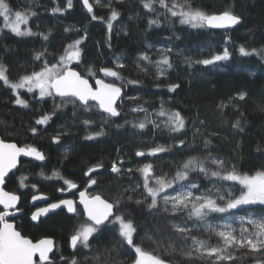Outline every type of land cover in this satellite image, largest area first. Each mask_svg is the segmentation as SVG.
Masks as SVG:
<instances>
[{
  "label": "trees",
  "instance_id": "16d2710c",
  "mask_svg": "<svg viewBox=\"0 0 264 264\" xmlns=\"http://www.w3.org/2000/svg\"><path fill=\"white\" fill-rule=\"evenodd\" d=\"M13 12L31 10L37 13L31 17L27 27L36 35L18 37L3 28V18L0 17V64L7 68L9 79L16 81L22 74H30L40 70L45 60L54 63L63 54L69 43L82 39V61L73 67L86 74V69L92 65L97 70L95 78H104L106 82L113 80L103 77L99 72L101 67L117 70L125 78L115 80L123 88L124 96L118 105L120 116L110 118L107 123L102 119L97 108L84 111L75 110L71 104L55 111L47 125H37L35 121L46 113H52L60 99L52 97L40 100L35 94L21 93V98L29 103L28 108L15 104L16 97L12 90L0 81V139L8 143H16L18 147H35L42 152L45 159L41 163L21 161L18 170L6 181L4 189L20 197V209L24 214L15 224L18 231L34 242L42 238H52L55 241V252L50 258L52 264H66L73 256L78 264H97L95 257L103 254L101 264L112 258L123 264H132L128 251L120 250L109 253L116 240L114 230L104 229L92 241L90 249L78 246L77 251L71 252L70 237L87 222L80 210L68 217L63 213L50 217L38 225H31L27 216L29 198L42 193L56 199L57 190L64 187V181L70 180L75 184L85 181V173L99 163L103 167L92 173L97 180L96 193L109 201L123 194L121 208L126 218L134 221L137 229L135 242L146 250L157 248V254L162 255L171 264H204L202 260L189 261L181 255L179 249L184 243L173 230L172 224L187 225L192 228L190 235L205 240L209 245H216L218 238L200 226L195 218L188 219L187 211L176 215L164 213L162 210H149L147 203L137 204L146 196L142 187L143 178L137 171L145 163H152L155 175L168 174L171 178L176 166L189 157L203 158L211 155L225 161V166L235 165L237 172L254 175L264 170V113L259 111V105H264V0H192L193 7L203 8L209 13L219 14L230 10L241 17V23L231 29L209 30L192 28L181 24L178 17L167 18L164 9L155 5L156 11L149 12L143 7L141 0H111V7L120 12L117 20L113 21L111 38L107 29V21L111 9L105 5L108 0H89L93 4V13L97 19L93 21L80 0H72L69 8L67 0H6ZM61 12H53L54 8ZM158 19L159 24H149V20ZM67 29V31H66ZM41 33L48 35L44 40ZM257 50L256 55L242 56L239 48ZM227 48L230 58L217 62L215 65H203L198 60L210 59L212 56L223 54ZM171 49V51H167ZM37 53H42L41 59H35ZM141 53H146L151 60H140ZM166 54L172 64L167 66L166 74L157 72L156 61ZM125 64L123 69L116 68V58ZM92 84L95 78L88 77ZM136 80L139 84L128 85L126 80ZM172 84L179 87L174 91L168 90ZM240 93L246 94V99H236ZM136 96L139 99H128ZM163 103L171 111H179L186 120V127L180 133L171 132L164 126L167 117H158L156 113ZM223 103L224 108L218 105ZM137 105L143 106L151 114V119L160 123L154 128L151 123L144 129L134 128L145 118L143 112H132L130 109ZM239 107V111L233 106ZM243 113V116H241ZM240 119L243 131L234 129L232 125ZM84 120L91 121L85 125ZM127 121V123H126ZM203 122V123H201ZM121 125V127H117ZM36 128L34 135L30 129ZM196 129L201 134H195ZM97 132L102 135L96 136ZM216 133L215 135H211ZM60 134V143L54 144L53 138ZM195 134V135H194ZM94 139H85L86 136ZM184 145L180 146V140ZM211 143L205 147V140ZM163 146L170 151L158 153L157 156L138 157L137 151H147ZM119 161H123L121 165ZM117 163L121 174L111 172V166ZM207 167L215 168L208 164ZM131 169V172L127 170ZM58 174L57 175H54ZM26 177L24 187L20 186V178ZM57 180H56V179ZM200 188L196 192L220 187L221 192L231 191L240 194L241 186L233 182L221 181L214 177H205L199 172H193L189 177ZM189 181L183 182L187 184ZM137 185L140 187L137 188ZM137 188L136 191L125 192L124 189ZM179 189L180 185H176ZM174 195L175 192L169 190ZM132 199L128 200L127 197ZM235 215L237 220L230 221L233 227L240 228V217L260 219L264 217V205L240 207L229 214H212L209 220L216 225L229 222L227 217ZM251 231V226L245 224ZM151 237V239H149ZM154 241L156 243H154ZM191 244V241H187ZM171 245V248L169 247ZM176 249V251H173ZM235 259L227 264H257L264 262V253L253 254L247 249L233 250ZM63 257L64 259H62Z\"/></svg>",
  "mask_w": 264,
  "mask_h": 264
},
{
  "label": "snow or ice",
  "instance_id": "6c2138e0",
  "mask_svg": "<svg viewBox=\"0 0 264 264\" xmlns=\"http://www.w3.org/2000/svg\"><path fill=\"white\" fill-rule=\"evenodd\" d=\"M117 2H123V0H117ZM143 7L149 12H155L157 9L155 5L164 9L163 15L170 14L171 17H178L181 24L189 25L192 28H211V29H231L241 23V17L230 10H224L219 14L209 13L203 8H196L192 5V0H141ZM83 7L89 14L93 13V4L89 0H82ZM99 4L100 0H96ZM69 8L72 7V0H67ZM111 9L110 16L107 21V29L109 34V40L111 38V31L113 29V21L117 20L120 12L111 7V0H108V4L105 5ZM53 12H61V8L57 7L53 9ZM34 11H15L11 9L6 0H0V17L3 18L4 28L8 29L12 34L18 37L33 36L36 35L30 27H27L31 17L36 16ZM93 21L102 19L95 14L91 15ZM149 24H159L158 19L149 20ZM24 25L26 27L22 28ZM67 31V29H66ZM3 33V29H0V34ZM44 40L48 39V35L40 34ZM83 43L82 39H76L72 43H69L64 49L63 54L59 56V59L54 63L45 60L40 70H33L30 74H22L18 80L12 81L7 74V68L0 64V81L3 85L12 90L13 95L16 97L15 104L28 108L29 103L27 100L22 99L19 90L24 89L27 93H37L38 98L43 100L46 97H52L55 100L56 97L60 98L61 103L55 105L52 113H46L35 121L37 125H47L55 111L61 107L71 104L75 110L83 108L84 111H91L94 107L100 112L106 114L102 119L105 123L112 117H119L120 111L117 106V101L122 99V91L125 84L117 85L114 81H124L125 78L117 70L110 67H101L99 72L103 73V77H111L112 81L106 82L104 78H95L97 70L94 66L90 65L86 69V74L82 75L80 71L73 67V64L80 65L82 61V49L80 45ZM167 51H171L168 49ZM239 53L242 56L256 55L257 50H246L243 46L239 48ZM260 54L264 55V49L260 51ZM42 53H37L35 59L40 60ZM230 58V54L227 48L224 49L223 54L212 56L210 59H203L196 61L203 65H215L219 61H226ZM140 60L148 61L151 63L150 57L146 53H141ZM116 68L123 69L125 64L120 61V58H116ZM157 72L163 76L166 74V68L172 67L170 60L166 54L161 55V59L156 61ZM95 78V84L89 82V78ZM139 81L128 79L126 84L135 85L139 84ZM179 87L178 84H172L168 90L174 92ZM128 99H139L136 96H129ZM236 99L243 101L246 99L245 93H240ZM92 102V103H90ZM237 111L239 107L233 105ZM219 108H224L226 105L221 103ZM259 111L264 113V105H259ZM132 112H143L145 118L138 123H133L134 128L144 129L146 124L151 123L154 128H159L160 123L151 119V114L147 112L143 106L137 105L130 109ZM158 117H167L164 121V126L171 132L180 133L186 127L185 117L181 115L179 111H171L161 104L160 109L156 113ZM243 116V113H241ZM83 123L88 125L91 123L89 120H84ZM127 123V121H126ZM203 123V122H201ZM121 127V125H117ZM234 129L243 131L241 127L240 119H237L232 125ZM35 135L36 128L30 129ZM195 134H201L199 129H196ZM194 134V135H195ZM212 133L211 135H215ZM102 135L101 132H97L96 136ZM94 136H86L85 139H94ZM54 143H60V134L53 138ZM180 146L184 145V140H180ZM205 147L210 140H205ZM169 148L163 146H157L151 148L145 153L144 151H137L138 157L157 156L158 153L168 152ZM31 156L36 160L43 161L45 156L42 152L38 151L35 147H18L16 143H8L3 139H0V185H3L5 178L13 169L17 167L19 157ZM122 165L123 161H119ZM208 164L214 165L215 168L207 167ZM103 167L102 163L89 169L85 173L89 177L88 188L97 184V180L93 178L92 173L98 172ZM131 172V169L127 170ZM137 171L143 178L142 187L146 196L143 200L137 199L136 203L141 204L150 198L147 203L149 210H162L164 213L176 215L181 211H187L188 219L195 218L200 222V226L205 231L214 234L218 238L216 245H209L207 241L199 239L196 236L190 235L192 228L187 225L181 226L178 224H172L173 230L178 234V237L185 242L184 247L179 249V252L183 257L191 261L192 259H199L204 264H227L235 259L234 251L237 249H247L248 252L253 254L264 253V217L260 219H253L251 217L245 219L240 217L238 222L240 228L236 229L230 221L237 220L235 215H229L227 220L220 225L213 224L208 218L212 214H229L233 210L245 205H264V170L257 171L254 175L242 174L237 172L235 165L231 168L225 166V161L218 157H212L211 155L203 158L189 157L176 166L175 174L169 178L168 174L155 175L152 163H145ZM111 172L117 175L121 174V167L117 166V163H113L111 166ZM193 172H199L207 177H214L221 181L233 182L241 186L240 194L234 195L231 191L221 192V188L214 185L216 188L215 193L212 189L207 191L196 192L200 188V185L195 181H190V174ZM57 175L58 174H55ZM26 177L20 178V186L24 187V180ZM189 181L187 184L183 182ZM64 183L69 189L77 188V185L70 180H65ZM176 185H180L177 189ZM140 185H137V188ZM137 188L128 189L124 191H136ZM172 190L175 192L173 195ZM63 191V189H61ZM41 197L33 196V200L40 199ZM79 204L83 206L84 213L86 214L87 221L80 226V228L70 237V247L74 250H78V246L83 249H90L92 247V241L97 238V234H101L102 230L109 229L114 230L116 233V240L112 248L105 249L111 256L112 252H115L117 256L120 254L121 249L128 251L132 264H171L163 258L162 255L157 254L159 244L157 248L152 251L146 250L141 244L135 242L134 235L137 229L134 225V221L130 218H126V213L121 208V201L124 199L123 194L117 196L115 200L109 201L103 198L100 194L89 195L87 190L79 192ZM20 197L14 193H9L0 188V205L3 206V210L0 211V264H52L49 254L53 252L54 242L51 239H40L33 241L21 234L16 230L12 223L7 221V217L14 215L13 212L8 211L10 209H16V205ZM131 200L132 197H127ZM65 206L69 212H75V202L71 199L61 200L59 203H52L47 208H40L32 214L31 220L37 221L39 217L47 215L48 212L58 209L61 206ZM90 222V223H89ZM250 225L251 231L244 225ZM151 239V237H149ZM191 241L188 244L187 241ZM154 243H156L154 241ZM171 248V245H169ZM176 251V249H173ZM103 254H97L95 260L97 264H101V257ZM64 259L63 257H61ZM66 264H78L75 256ZM102 264H109L108 260H104ZM111 264H123L122 261H118L112 258ZM257 264H264V262L257 261Z\"/></svg>",
  "mask_w": 264,
  "mask_h": 264
},
{
  "label": "water",
  "instance_id": "95a60500",
  "mask_svg": "<svg viewBox=\"0 0 264 264\" xmlns=\"http://www.w3.org/2000/svg\"><path fill=\"white\" fill-rule=\"evenodd\" d=\"M80 2H81V4H82V6H83L82 0H80ZM83 8H84V7H83ZM84 10L87 12V10H86L85 8H84ZM87 13H88V12H87ZM207 29H209V30H220V29H211V28H207ZM92 84L94 85V84H95V81H94ZM123 96H124V92L122 91V98H123ZM56 99H60V98H59V97H56ZM121 100H122V99H121ZM121 100H118V101H117V106L120 104ZM90 103H92V102H90ZM98 111H99V110H98ZM99 112H100V111H99ZM100 113L106 116V114H104V113H102V112H100ZM117 118H118V117H112V119H117ZM53 143H54V142H53ZM54 144H57V143H54ZM21 161H24V162H35V163H41V162H42V161H40V160H36V159H34V158L31 157V156H21V157H19V162H18V164H17V167H16L15 169H13L12 172H10V173L8 174V176L5 178V182H6V180H7V179H8L13 173H15V172L18 170ZM5 182H4L3 185H0V188H2L3 190H4ZM74 190H76V188H75V189H69L67 192H65V195H67L68 193H70V192H72V191H74ZM4 191H6V190H4ZM6 192H7V191H6ZM34 196L41 197V198H40V199L33 200V196H32V197L30 198V200H29V207H30V208H33V207H35V206H37V205L45 204L46 202L49 201L48 198H47L46 196H44V195L38 194V195H34ZM79 199H80V198H79V194H78V201H77V202H78V205H79V206L81 207V209H82V212H83V214H84V218H85V220L87 221V217H86V214L84 213L83 206L79 204ZM19 202H20V200L18 201V203H17V205H16V209H10V210H8V211L13 212L14 215H11V216H9V217L6 218L7 221H8L9 223H12L13 226H14L15 228H16V225H15V223L13 222V220L19 218V217L22 215V212L18 210ZM58 203H59V202H58ZM48 206H49V205H47V206H45V207H43V208H47ZM39 209H40V208H39ZM0 210H1V211L3 210V206H2V205H0ZM37 210H38V209H37ZM37 210H35L33 213H35ZM60 211H65L66 215L69 216V217H71V216L74 215V212H69V211L67 210V208H66L65 206L62 205L60 208L48 212L47 215H44V216L39 217V219H38L37 221H33V220H31V216H32V214H33V213H32V214L29 216L28 221H29L32 225H37L40 221H44V220L47 219L48 217H50V216H52V215H55V214H57V213L60 212ZM87 222H88V221H87ZM89 223H90V222H89ZM16 230H17V229H16ZM42 239H45V238H42ZM47 239H51V240H53V242H54L53 252L49 254V257L51 258L52 255H53L54 252H55V241H54V239H52V238H47ZM69 244H70V242H69ZM70 249H71V252L74 251L71 247H70Z\"/></svg>",
  "mask_w": 264,
  "mask_h": 264
},
{
  "label": "flooded vegetation",
  "instance_id": "af4514ba",
  "mask_svg": "<svg viewBox=\"0 0 264 264\" xmlns=\"http://www.w3.org/2000/svg\"><path fill=\"white\" fill-rule=\"evenodd\" d=\"M14 174V173H13ZM88 180H89V177L88 176H86L85 177V181H84V183H82V184H76L77 185V188H76V190H74V191H72V192H70V193H68L67 195H65V192H67L68 190H69V188H68V186L67 185H64V187L63 188H60V189H58L57 190V193H56V199L55 200H51V197H49V196H47V195H44V194H42V193H37V194H34V195H38V194H41V195H44V196H46V197H48L49 198V201L48 202H46L45 204H41V205H37V206H35V207H33V208H30L29 207V200H30V198L32 197V196H34V195H32L30 198H29V200H28V207H29V209H30V213H29V215L27 216V220H28V218H29V216L35 211V210H37V209H39V208H43V207H45V206H47V205H50V204H52V203H58V202H60L61 200H65V199H71V200H73L74 202H75V206H76V211L74 212V215L78 212V210H80V212L82 213V216H83V218H84V214H83V212H82V209H81V207L78 205V194H79V192L80 191H84V190H87V192H88V194L89 195H95V194H97L96 193V186L95 185H93L91 188H88ZM7 181V180H6ZM6 183V182H5ZM61 189H63V191H61ZM5 190V189H4ZM10 193V192H9ZM20 200V199H19ZM21 201V200H20ZM18 210L19 211H21L22 212V215L19 217V218H21L22 216H23V214H24V211H23V209H20V202H19V207H18ZM1 211V210H0ZM60 213H63L64 215H66V213H65V211H60V212H58L57 214H60ZM57 214H55V215H57ZM55 215H52V216H55ZM73 215V216H74ZM52 216H50V217H52ZM50 217H48L47 219H49ZM69 217V216H68ZM72 217V216H71ZM19 218H17V219H15V220H13V222L15 223ZM47 219H45V220H47ZM85 219V218H84ZM44 220V221H45ZM29 222V221H28ZM41 222V221H40ZM30 223V222H29ZM31 224V223H30ZM39 224V223H38ZM37 224V225H38ZM16 225V224H15ZM32 225V224H31ZM34 226H36V225H34ZM17 229V228H16ZM38 241V240H37ZM53 256V255H52Z\"/></svg>",
  "mask_w": 264,
  "mask_h": 264
},
{
  "label": "rangeland",
  "instance_id": "374dc122",
  "mask_svg": "<svg viewBox=\"0 0 264 264\" xmlns=\"http://www.w3.org/2000/svg\"><path fill=\"white\" fill-rule=\"evenodd\" d=\"M22 28H24V27H26V26H24V25H22L21 26ZM3 28H4V26H3ZM5 30H8V29H6V28H4ZM9 31V30H8ZM219 62H221V61H219ZM19 92H20V94L21 93H26V94H32V93H27L26 92V90H24V89H20L19 90ZM35 95H36V97L38 98V92L37 93H34ZM47 98V97H46ZM56 179V178H55ZM57 180V179H56ZM64 185H66L65 183H63ZM257 205H259V204H257ZM245 206H251V205H245ZM245 206H241V207H245Z\"/></svg>",
  "mask_w": 264,
  "mask_h": 264
},
{
  "label": "bare ground",
  "instance_id": "6f19581e",
  "mask_svg": "<svg viewBox=\"0 0 264 264\" xmlns=\"http://www.w3.org/2000/svg\"><path fill=\"white\" fill-rule=\"evenodd\" d=\"M48 198V197H47ZM48 200H49V198H48Z\"/></svg>",
  "mask_w": 264,
  "mask_h": 264
},
{
  "label": "built area",
  "instance_id": "2783aa9c",
  "mask_svg": "<svg viewBox=\"0 0 264 264\" xmlns=\"http://www.w3.org/2000/svg\"><path fill=\"white\" fill-rule=\"evenodd\" d=\"M113 173V172H112Z\"/></svg>",
  "mask_w": 264,
  "mask_h": 264
}]
</instances>
